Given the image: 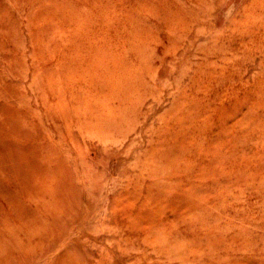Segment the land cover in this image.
Segmentation results:
<instances>
[{
    "label": "rangeland",
    "instance_id": "rangeland-1",
    "mask_svg": "<svg viewBox=\"0 0 264 264\" xmlns=\"http://www.w3.org/2000/svg\"><path fill=\"white\" fill-rule=\"evenodd\" d=\"M0 31V264H264V0H0Z\"/></svg>",
    "mask_w": 264,
    "mask_h": 264
},
{
    "label": "bare ground",
    "instance_id": "bare-ground-1",
    "mask_svg": "<svg viewBox=\"0 0 264 264\" xmlns=\"http://www.w3.org/2000/svg\"><path fill=\"white\" fill-rule=\"evenodd\" d=\"M153 1V0H152ZM158 1H160V0H158ZM194 2V1H193ZM191 3V2H190ZM183 5H185V4H183ZM182 5V6H183ZM187 5V4H186ZM7 6V5H6ZM59 6V5H58ZM179 6V5H178ZM2 7V6H1ZM164 7V6H163ZM4 8V7H3ZM184 8V7H183ZM72 10V9H71ZM154 10V9H153ZM166 10V9H165ZM7 11V10H6ZM56 11V10H55ZM8 12V11H7ZM193 13V12H192ZM9 14V13H8ZM55 14V13H54ZM60 15V14H59ZM10 16V15H9ZM71 16V15H70ZM58 17V16H57ZM60 17V16H59ZM73 17V16H72ZM71 18V17H70ZM7 19V18H6ZM62 19H63V17H62ZM59 20V19H58ZM67 20V19H66ZM6 21V20H5ZM8 21V20H7ZM11 21V20H10ZM60 21V20H59ZM74 21V20H73ZM11 23V22H10ZM67 23V22H66ZM69 23V22H68ZM67 23V24H68ZM75 24V23H74ZM12 25V24H11ZM76 25V24H75ZM3 27H5V26H3ZM16 27V26H15ZM14 28V27H13ZM17 29V28H16ZM4 31V30H3ZM1 32V31H0ZM17 34V33H16ZM3 35V34H2ZM13 35V34H12ZM15 35V34H14ZM16 36V35H15ZM6 37V36H5ZM18 37V36H17ZM7 39V38H6ZM65 39V38H64ZM67 39H69L68 37H67ZM19 40V39H18ZM18 40H16L17 42H18ZM8 41V40H7ZM65 41V40H64ZM70 41V40H69ZM68 41V42H69ZM61 43H63V41H60ZM16 43V42H15ZM14 43V44H15ZM67 43V42H66ZM57 44V43H56ZM1 45V44H0ZM57 46V45H56ZM66 46V45H65ZM71 47V46H70ZM57 48V47H56ZM59 48V47H58ZM67 48V47H66ZM73 47H71V49H72ZM63 49V48H62ZM72 51V50H71ZM5 52V51H4ZM69 53V52H68ZM10 54V53H9ZM70 54V53H69ZM71 55V54H70ZM73 55V54H72ZM31 56V55H30ZM13 59H16V58H13ZM33 59V58H32ZM37 60V59H36ZM33 61V60H32ZM11 62V61H10ZM35 62V61H34ZM60 62V61H59ZM63 62V61H62ZM38 63V62H37ZM66 63H68V62H66ZM32 64V63H31ZM57 64H58V62H57ZM14 65V64H13ZM33 65V64H32ZM35 65L37 66V64L35 63ZM59 65H63V64H59ZM31 66V65H30ZM54 66V65H53ZM41 67V66H40ZM59 67V66H58ZM14 68H16V67H14ZM13 68V69H14ZM31 68V67H30ZM75 68V67H74ZM15 70V69H14ZM17 70V69H16ZM21 70V69H20ZM35 70V69H34ZM34 70H32V71H34ZM53 70V69H52ZM55 70V69H54ZM60 70V69H59ZM79 70V69H78ZM2 71V70H1ZM10 71V70H9ZM22 71V73H24L23 72V70H21ZM37 71V70H36ZM61 71V70H60ZM35 72V71H34ZM62 72V71H61ZM60 72V73H61ZM73 72V71H72ZM15 73H16V71H15ZM20 73V72H19ZM55 73V72H54ZM53 73V74H54ZM63 73H64V71H63ZM68 73V72H67ZM78 73V72H77ZM4 74L5 73H3V77H4ZM69 74V73H68ZM0 75V76H1ZM11 75V74H10ZM18 75V74H17ZM34 75H35V73H34ZM1 76V77H2ZM23 76V75H22ZM32 76V75H31ZM63 76V75H62ZM40 77V76H39ZM26 78V77H25ZM62 78V77H61ZM9 79V78H8ZM34 79H35V77H34ZM60 79V78H59ZM12 80V79H11ZM37 80V79H36ZM55 80H56V78H55ZM32 81V80H31ZM68 81V80H67ZM1 82V81H0ZM3 82V81H2ZM4 82H6V80L4 81ZM16 82V81H15ZM57 82V81H56ZM9 84H10V86H11V83L9 82ZM15 84V83H14ZM68 84V83H67ZM0 85H1V83H0ZM13 85V84H12ZM29 86H30V84H29ZM15 87V86H14ZM23 87V86H22ZM17 88H18V86H17ZM29 88V87H28ZM40 88V87H39ZM63 88V87H62ZM0 89H2V91L0 92V98L1 99H5L6 101L7 100H13V98H14V89H10L9 88V85H8V82H7V84L5 85V87L4 86H0ZM16 89V88H15ZM19 89V88H18ZM18 89H16L17 91H18ZM60 89V88H59ZM66 88H64V90H65ZM30 90H31V88H30ZM39 90V89H38ZM40 91V90H39ZM14 94H13V93ZM19 92V91H18ZM21 95V94H20ZM47 99V98H46ZM72 99V98H71ZM19 101V103L21 102L20 100H18ZM16 102V101H15ZM6 104H7V102H6ZM22 104V103H21ZM20 104V105H21ZM23 105V104H22ZM15 106H17V105H15ZM15 108V107H14ZM10 109H11V106H10ZM13 109V108H12ZM16 109L17 108H15L14 110L16 111ZM13 112L12 113V115L11 116H9L8 117V114H7V118L5 117V119H3V117H2V112H5V110L4 109H0V150L2 149V151H4V152H2L1 154H2V156L0 155V177H9L8 175H10V176H12V177H16L15 179H17V177H18V174H20L17 170H15L14 169V164H16V163H18L17 161H16V157H15V155L16 154H18V151H17V149H18V146L16 145V143L18 142L17 141V139H19V142H20V140H21V135L23 134H20V132H22V130L18 127V126H21L20 125V123H22V121L19 119V120H17L16 118H15V115H16V112H17V115L18 114H20L18 111H16V112ZM22 111V110H21ZM30 111V110H29ZM24 113V112H23ZM33 111H32V115H33ZM35 114V113H34ZM26 115H28L27 113H26ZM25 116V115H24ZM29 116V115H28ZM27 116V118H29ZM26 117V116H25ZM34 117V116H33ZM36 117V116H35ZM34 117V118H35ZM21 118H24V117H21ZM24 119H26V118H24ZM24 121V120H23ZM29 120L27 119V122H28ZM39 121V120H38ZM26 122V121H25ZM25 124V123H24ZM31 124V123H30ZM34 124V123H33ZM27 127V125H25V128ZM32 127V126H31ZM30 127V128H31ZM24 128V127H23ZM17 129H18V132L16 133V131H17ZM21 130V131H20ZM29 131V130H28ZM31 131V130H30ZM41 131V130H40ZM36 132V131H35ZM41 133V132H40ZM82 133V132H81ZM37 134V133H36ZM42 134V133H41ZM32 135H33V133H32ZM38 135V134H37ZM18 137V138H17ZM22 137H23V141L25 140V138H24V136L22 135ZM40 139V138H39ZM41 140V139H40ZM22 141V140H21ZM32 142H34L33 140H32ZM36 142V141H35ZM42 142V141H41ZM44 142V141H43ZM75 142V141H74ZM45 143V142H44ZM44 143H42V144H44ZM39 144V143H38ZM41 144V145H42ZM22 145V144H21ZM34 145H36V144H34ZM45 145H46V143H45ZM48 145V144H47ZM17 146V147H16ZM40 146V145H39ZM53 146H55V145H53ZM41 147V146H40ZM45 147V146H44ZM43 147V148H44ZM50 147H51V144H50ZM57 147V146H56ZM57 148H59V147H57ZM33 149V148H32ZM40 149V148H39ZM42 149V148H41ZM46 149H48V148H46ZM50 149V148H49ZM30 150V149H29ZM13 151V152H12ZM43 151V150H42ZM48 150H46V152H47ZM52 151V150H51ZM12 152V154H10ZM59 152V151H58ZM39 153H41V152H39ZM38 153V154H39ZM44 154H45V152H44ZM53 154V153H52ZM55 154H57V153H55ZM41 155V154H40ZM47 155V154H46ZM51 155V154H50ZM54 155V154H53ZM59 155V154H58ZM60 155H61V153H60ZM39 156V155H38ZM37 156V157H38ZM46 157V156H45ZM43 159H45V158H43ZM41 160V159H40ZM47 161V160H46ZM45 162V161H44ZM44 162H43V165H44ZM41 164H42V162H40ZM39 163V164H40ZM47 163V162H46ZM62 164V163H61ZM35 165V164H34ZM34 165H33V167H34ZM40 166V165H39ZM53 166V165H52ZM62 166H63V164H62ZM28 167V166H27ZM47 167V166H46ZM49 167V166H48ZM51 167V166H50ZM54 167V166H53ZM64 167V166H63ZM36 168V167H35ZM56 168V167H55ZM55 168L53 169V170H55ZM61 168V167H60ZM26 169H28V168H26ZM43 169V168H42ZM48 169V168H47ZM31 170H32V168L30 167V172H31ZM28 171H29V169H28ZM45 171V170H44ZM48 172H49V170H47ZM50 171H51V168H50ZM29 172V173H30ZM32 172H34V171H32ZM39 172H40V170H39ZM57 172H58V170H57ZM28 173V172H27ZM28 173V175L30 176V174ZM46 173V172H45ZM37 174V173H36ZM60 174V173H59ZM34 174H32V176H33ZM39 175V174H38ZM37 175V176H38ZM51 175H52V173H51ZM50 175V176H51ZM36 176V175H35ZM46 176H47V173H46ZM53 176V175H52ZM51 176V177H52ZM11 177V178H12ZM51 177H49L50 178V180H51ZM58 177V176H57ZM11 178H9V179H11ZM40 178V177H39ZM39 178H38V181H40L39 180ZM44 179H45V177H43ZM46 178H48V177H46ZM24 179V178H23ZM27 180H28V178H26ZM30 179V178H29ZM41 179V178H40ZM55 179V178H54ZM11 180H13V179H11ZM10 180V181H11ZM33 180V179H32ZM52 180H53V178H52ZM1 181V180H0ZM29 181H31V180H29ZM34 181V180H33ZM32 181V182H33ZM1 182H3V180L1 181ZM13 182V181H12ZM21 182V181H20ZM32 182H31V184H32ZM36 182V181H35ZM43 181H41V183H42ZM4 183V182H3ZM3 183H1L2 185H0V197H5V199H6V194H5V183L3 184ZM38 183V182H37ZM41 183H38V184H41ZM48 183V182H47ZM51 183V182H50ZM13 184V183H12ZM42 184H44V183H42ZM41 184V185H42ZM28 185H29V183H28ZM27 185V186H28ZM34 185V184H33ZM46 185V184H45ZM52 185H53V182H52ZM52 185H49V186H52ZM64 185V184H63ZM15 186V185H14ZM34 186H36V185H34ZM33 186V187H34ZM38 187V186H37ZM39 187H40V185H39ZM41 187H44V186H41ZM48 187V186H47ZM65 187V186H64ZM9 188V187H8ZM24 188H26V186H24V184L23 183H20L19 185H17V188L16 189H24ZM36 188V187H35ZM49 188V187H48ZM30 189V188H29ZM29 189H27V190H29ZM34 189V188H33ZM38 189V188H37ZM36 189V190H37ZM40 189V188H39ZM38 189V190H39ZM42 189V188H41ZM46 189V188H45ZM13 190V189H12ZM19 190V191H20ZM32 190V189H31ZM35 190V189H34ZM47 190V189H46ZM11 191V190H10ZM17 191V190H16ZM33 191V190H32ZM62 191H63V189H62ZM65 191V190H64ZM23 192V191H22ZM30 192V191H29ZM28 192V193H29ZM38 192V191H37ZM36 191H35V193H37ZM42 192H44V190L42 191ZM7 193V192H6ZM10 193V192H9ZM12 193V192H11ZM11 193L9 194V195H11ZM31 193V192H30ZM38 193H40V191L38 192ZM62 193H64V192H62ZM23 194V193H22ZM25 194V193H24ZM23 194V195H24ZM43 194V193H42ZM54 194V193H53ZM57 194V193H56ZM7 195H8V193H7ZM15 195V194H14ZM22 196V195H21ZM27 196H29V195H27ZM37 196V195H36ZM51 197H52V195H50ZM8 197V196H7ZM12 197V196H11ZM31 197V196H30ZM35 197V196H34ZM53 197H55V196H53ZM14 198V197H13ZM15 198H18V197H15ZM33 198V197H32ZM7 199H9V198H7ZM19 199V198H18ZM35 199H37V198H35ZM34 198H33V200H35ZM42 199V198H41ZM52 199H54V200H56L55 198H52ZM51 199V200H52ZM4 200V199H3ZM11 200V199H10ZM10 200H8V201H10ZM38 200V199H37ZM5 201V200H4ZM8 201H6V203L8 202ZM16 201V200H15ZM36 201V200H35ZM19 203L21 202V200L20 201H18ZM31 202V201H30ZM18 203V204H19ZM22 203V202H21ZM20 203V204H21ZM24 203V202H23ZM56 203V202H55ZM14 204V203H13ZM17 204V205H18ZM25 204V203H24ZM24 204H22V206L24 205ZM14 205H16V204H14ZM16 205V206H17ZM11 206H13V205H11ZM15 206V207H16ZM18 207V206H17ZM25 207V206H24ZM21 209H22V207H21ZM25 209V208H24ZM2 210V209H1ZM26 210H27V208H26ZM31 210V209H30ZM20 211V210H19ZM12 212V211H11ZM14 212V211H13ZM1 213H2V211H1ZM30 213H31V211H30ZM30 213H28L29 215H30ZM35 213V212H34ZM5 215H7L6 213H5ZM22 215V214H21ZM1 216V215H0ZM26 217H27V215H26ZM29 217H31V216H29ZM8 218V217H7ZM19 218V217H18ZM36 218V217H35ZM9 219V218H8ZM30 219V218H29ZM33 220V219H32ZM0 221H2L3 222V226H4V228H8V232H9V230L11 229V225H12V222H11V225L9 224V226L10 227H7L8 225V223H10V222H8V223H5L2 219L0 220ZM10 221V220H9ZM30 221V220H29ZM27 222H28V220H27ZM35 222V221H34ZM33 222V223H34ZM16 223H18V222H16ZM15 223V224H16ZM29 223V222H28ZM35 225V224H34ZM34 225H33V227H34ZM13 226V225H12ZM18 226H20V225H18ZM16 227V226H15ZM21 227V226H20ZM19 227V228H20ZM24 227H26V226H24ZM30 227H31V224H30ZM3 228V227H2ZM1 228V229H2ZM13 228V227H12ZM14 229V228H13ZM12 229V230H13ZM27 229V228H26ZM34 229H35V227H34ZM7 230V229H6ZM28 230V229H27ZM31 230V229H30ZM2 231V230H1ZM25 231V230H24ZM32 231H34V230H32ZM6 232V231H5ZM3 234V233H2ZM15 235V234H14ZM12 236L11 238H9L8 237V235L7 236H4V235H1V237L0 238H2L1 240H0V254L1 253H5L6 252V250L5 249H8V250H13V251H16V249L15 248H22V246H19V245H16V243H17V241L18 240H15L16 238H15V236ZM21 237H22V235H21ZM18 238V237H17ZM25 241V240H24ZM26 244V243H25ZM24 244V245H25ZM28 246V245H27ZM26 246V247H27ZM23 248H25V247H23ZM28 248H30V247H28ZM24 250V249H23ZM5 251V252H4ZM9 252V251H8ZM9 254V253H8ZM16 254V253H15ZM21 254V253H20ZM26 254V253H25ZM6 255V254H5ZM12 257V256H11ZM7 258V257H6ZM12 258H14V257H12ZM27 258V257H26ZM18 260H19V258H17ZM25 259V258H24ZM25 260H27V259H25ZM3 261V260H2ZM7 262V261H6Z\"/></svg>",
    "mask_w": 264,
    "mask_h": 264
}]
</instances>
